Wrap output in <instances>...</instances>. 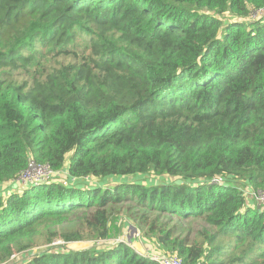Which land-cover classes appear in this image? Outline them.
I'll return each instance as SVG.
<instances>
[{"label":"trees","instance_id":"obj_1","mask_svg":"<svg viewBox=\"0 0 264 264\" xmlns=\"http://www.w3.org/2000/svg\"><path fill=\"white\" fill-rule=\"evenodd\" d=\"M262 9L0 0V264H157L126 241L52 245L126 224L183 264H264V210L243 191L264 190ZM29 160L51 182L20 189Z\"/></svg>","mask_w":264,"mask_h":264},{"label":"built area","instance_id":"obj_2","mask_svg":"<svg viewBox=\"0 0 264 264\" xmlns=\"http://www.w3.org/2000/svg\"><path fill=\"white\" fill-rule=\"evenodd\" d=\"M257 16L264 17V9L255 12L251 15V17H257ZM53 175L54 173L47 165H39L34 163L32 160H29L26 169L21 173L20 177L18 178L17 181L19 184L18 187H20V189H25L31 186L36 187L40 184L49 183L51 182ZM250 199L254 200L255 202L264 203V190L252 192L250 194ZM107 240H110L111 242V246L109 247H112L119 243H125V240H123L122 238L119 239L118 237L114 239H106L103 241H99V242L95 241V242L100 243ZM55 244L56 242L53 245L55 246ZM63 244L65 243L63 242ZM143 252L144 254H138V253L137 254L140 255L142 258L148 259L157 264H183L182 260L177 258L176 256L160 254L155 251H149V249Z\"/></svg>","mask_w":264,"mask_h":264},{"label":"rangeland","instance_id":"obj_3","mask_svg":"<svg viewBox=\"0 0 264 264\" xmlns=\"http://www.w3.org/2000/svg\"><path fill=\"white\" fill-rule=\"evenodd\" d=\"M129 180V179H128ZM64 181H62L63 183ZM244 193H248L247 195V199L249 202H252V206H254V204H259L261 207L259 208L260 211H263L264 210V203L262 202H253L251 199H250V194L252 193V191L249 189V187H245L244 188ZM3 190L0 189V193H2ZM2 195H5V194H2ZM121 237H125V238H122L123 240L126 241V243L133 247L134 250L138 253V254H144L143 251H147L149 249V251H153L151 248L152 246L148 245L145 241H144V238L142 239L141 235L139 233H137V235L134 234V227L133 226H130L128 224L126 225H122L121 226ZM135 235V236H134ZM119 236V237H120ZM55 244V246H57L56 248H58L59 250L61 248H59L58 246H63L62 247V250H80V249H93V248H100V247H109L111 246V242L110 240H107V241H104V242H100V243H94V241H84V242H70V243H66V244H63V240L60 241V240H55L52 245ZM65 242V241H64ZM99 245V246H97ZM47 248V246H40L39 248L38 247H35L29 251H26L24 253H21L19 254L18 256H13L12 257V262H15V261H20V260H23L25 258H28V257H31L32 255L34 254H37L38 252L40 251H43Z\"/></svg>","mask_w":264,"mask_h":264},{"label":"water","instance_id":"obj_4","mask_svg":"<svg viewBox=\"0 0 264 264\" xmlns=\"http://www.w3.org/2000/svg\"><path fill=\"white\" fill-rule=\"evenodd\" d=\"M177 184L181 183V181H176Z\"/></svg>","mask_w":264,"mask_h":264}]
</instances>
